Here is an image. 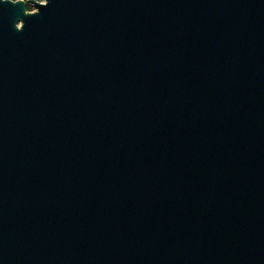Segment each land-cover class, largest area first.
Segmentation results:
<instances>
[{
    "label": "water",
    "instance_id": "95a60500",
    "mask_svg": "<svg viewBox=\"0 0 264 264\" xmlns=\"http://www.w3.org/2000/svg\"><path fill=\"white\" fill-rule=\"evenodd\" d=\"M0 264H264V0H0Z\"/></svg>",
    "mask_w": 264,
    "mask_h": 264
},
{
    "label": "rangeland",
    "instance_id": "374dc122",
    "mask_svg": "<svg viewBox=\"0 0 264 264\" xmlns=\"http://www.w3.org/2000/svg\"><path fill=\"white\" fill-rule=\"evenodd\" d=\"M26 1H29V0H26ZM36 1H41V2H43V1H45V0H36ZM28 7L30 8L29 10H35V9H36L31 3H29Z\"/></svg>",
    "mask_w": 264,
    "mask_h": 264
},
{
    "label": "trees",
    "instance_id": "16d2710c",
    "mask_svg": "<svg viewBox=\"0 0 264 264\" xmlns=\"http://www.w3.org/2000/svg\"><path fill=\"white\" fill-rule=\"evenodd\" d=\"M28 5H29V2L27 3V8L30 9V8L28 7Z\"/></svg>",
    "mask_w": 264,
    "mask_h": 264
}]
</instances>
